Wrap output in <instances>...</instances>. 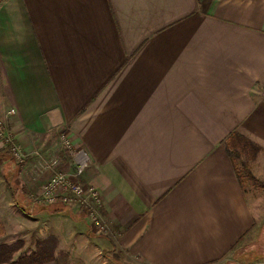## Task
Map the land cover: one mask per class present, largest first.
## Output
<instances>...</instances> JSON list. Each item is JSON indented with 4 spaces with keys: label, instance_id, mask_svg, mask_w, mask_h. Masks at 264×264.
<instances>
[{
    "label": "crops",
    "instance_id": "1",
    "mask_svg": "<svg viewBox=\"0 0 264 264\" xmlns=\"http://www.w3.org/2000/svg\"><path fill=\"white\" fill-rule=\"evenodd\" d=\"M258 89L264 0H0V118L13 109L23 149L64 171L59 134L84 150L113 232L36 202L51 173L0 144V246L23 242L8 263L40 243L55 258L43 264H113L115 248L144 264L261 263L253 180L225 146L236 132L264 164Z\"/></svg>",
    "mask_w": 264,
    "mask_h": 264
},
{
    "label": "built area",
    "instance_id": "2",
    "mask_svg": "<svg viewBox=\"0 0 264 264\" xmlns=\"http://www.w3.org/2000/svg\"><path fill=\"white\" fill-rule=\"evenodd\" d=\"M14 115V110L6 112L5 118H0V144L16 164H23L29 158H34L39 172L51 173L42 184L40 192L35 196L36 202L48 206H64L72 211L83 214L96 235L106 232V223L101 214L103 202L99 190L83 179L89 166V158L83 149L75 148L66 132L59 134L60 150L68 154L74 161L73 170L64 171L58 157H47L45 154L33 151L26 152L17 142L11 129H6L7 120Z\"/></svg>",
    "mask_w": 264,
    "mask_h": 264
},
{
    "label": "rangeland",
    "instance_id": "3",
    "mask_svg": "<svg viewBox=\"0 0 264 264\" xmlns=\"http://www.w3.org/2000/svg\"><path fill=\"white\" fill-rule=\"evenodd\" d=\"M258 91H259L260 95L262 94L261 98L264 99V90L258 89ZM14 113H15V111H14ZM9 127H10L9 123L7 122L6 129L9 130ZM12 133H13V131H12ZM14 137H15V135H14ZM17 142H18V140H17ZM75 148H77V147H75ZM77 149H80V148H77ZM66 155H68V154L66 153ZM68 158H70V157L68 156ZM70 159H71V164L70 165H72V167H73L74 166V161H73L72 158H70ZM34 165H35V161H34ZM89 165H90V160H89ZM237 165H238V168L242 172H245V168H243V167L240 168L239 161H237ZM35 167H36V165H35ZM61 167H62V164H61ZM72 170H73V168H72ZM67 171H71V170H67ZM247 171L250 172L253 175L254 178H253V181L246 179L245 182L243 183V188L246 191V194H248V197L250 198V200H252L253 206L257 207V209H258V211H259V213H260V215L262 217L261 228L259 230L258 237H256V239H255L256 240L255 244H256V248L258 250H260V249L264 250V164L260 163V162H257V163L256 162L252 163L251 161L247 162ZM85 172H84V174H85ZM83 178H84V176H83ZM39 192H40V189L37 192V194ZM43 205H45V204H43ZM46 206H48V205H46ZM48 207H51V208L52 207H58V208L64 209V210L69 209V208L64 207V206H48ZM0 209H2V208H0ZM101 214H102V210H101ZM81 215L84 217L83 214H81ZM4 220H6V223H4V224H6L8 226H12V224L14 223V220L16 221V218L15 217H11L10 215H6V217H4ZM104 221L106 223L105 225H106L107 230L103 234H100L99 237H103L105 235L110 236L111 234H113V232L111 230L112 228L110 227V225H108V223L106 222L105 219H104ZM11 235L13 237H19V235H15L14 232H12L9 236H11ZM22 243L23 242L18 240L13 245L15 247L19 248V246L22 245ZM104 252L106 254H108V252H106L105 250H104ZM108 256L110 257V262L113 263V264H144L141 261L139 262V260L130 257L126 252H123V251L119 250L118 248L117 249L115 248L114 250H112V252ZM247 256H249L248 257L249 259H251L253 257H256L255 253H252V254L247 255ZM228 257L229 256H227L226 259ZM222 264H228V259L225 260L224 262H222ZM259 264H264V260H262V262L259 263Z\"/></svg>",
    "mask_w": 264,
    "mask_h": 264
},
{
    "label": "trees",
    "instance_id": "4",
    "mask_svg": "<svg viewBox=\"0 0 264 264\" xmlns=\"http://www.w3.org/2000/svg\"><path fill=\"white\" fill-rule=\"evenodd\" d=\"M225 146L228 155L231 157V160L234 161V163L236 160H239L241 162V167L245 168V172L243 173L253 180V175L247 171V162L252 161L255 158L257 152H259V148L236 132L231 133L227 137ZM40 245L42 248L37 247L35 252H32L28 256L20 257L15 262L8 263L13 254L19 250V248L15 247L14 245L0 246V255L2 257L3 254L5 255L4 262H7V264H43L55 260L53 256V250L47 246H44L43 243H40ZM0 264H3V262Z\"/></svg>",
    "mask_w": 264,
    "mask_h": 264
},
{
    "label": "bare ground",
    "instance_id": "5",
    "mask_svg": "<svg viewBox=\"0 0 264 264\" xmlns=\"http://www.w3.org/2000/svg\"><path fill=\"white\" fill-rule=\"evenodd\" d=\"M14 135V134H13Z\"/></svg>",
    "mask_w": 264,
    "mask_h": 264
}]
</instances>
